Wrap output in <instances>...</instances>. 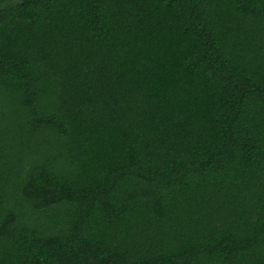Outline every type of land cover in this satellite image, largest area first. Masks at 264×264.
I'll list each match as a JSON object with an SVG mask.
<instances>
[{"label":"trees","instance_id":"obj_1","mask_svg":"<svg viewBox=\"0 0 264 264\" xmlns=\"http://www.w3.org/2000/svg\"><path fill=\"white\" fill-rule=\"evenodd\" d=\"M0 264H264V0H0Z\"/></svg>","mask_w":264,"mask_h":264}]
</instances>
